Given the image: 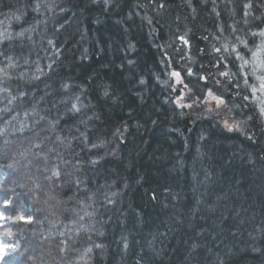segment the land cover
I'll use <instances>...</instances> for the list:
<instances>
[{"label":"trees","instance_id":"obj_1","mask_svg":"<svg viewBox=\"0 0 264 264\" xmlns=\"http://www.w3.org/2000/svg\"><path fill=\"white\" fill-rule=\"evenodd\" d=\"M261 4L0 0V211L38 221L0 227V243L18 246L5 255L18 264H31L30 256L37 264H264V116L250 92L256 65L227 80L219 74L243 64L233 47L252 60L264 40L251 35L264 28V16L253 19ZM218 46L225 70L213 54ZM173 71L202 99L223 92L236 119L252 117L244 131L210 117L185 131ZM188 71L207 81L197 89ZM25 138L43 153L34 163L50 156L46 183L59 203L47 219L20 186L24 170L8 167L10 147Z\"/></svg>","mask_w":264,"mask_h":264},{"label":"snow or ice","instance_id":"obj_2","mask_svg":"<svg viewBox=\"0 0 264 264\" xmlns=\"http://www.w3.org/2000/svg\"><path fill=\"white\" fill-rule=\"evenodd\" d=\"M160 7H164L163 4L160 5ZM245 8L251 10L254 7V4L249 2L244 5ZM261 7H264V4H261ZM253 15L250 11L249 12H244V16H249ZM19 19V17H17ZM249 21L245 20V23H248ZM256 27H260V25H255ZM223 30V29H222ZM251 35L253 37H256L259 35L260 37H264V28H261L260 31L257 33L255 31L251 32ZM181 40H183L184 44H189V41L185 39L184 37H181ZM51 43V41H50ZM241 44H244L245 47H247V41L241 40ZM229 45L225 44L224 45V50H227ZM222 51L221 48H215L216 53H220ZM232 51L236 53L235 59L236 60H243V64L239 65L237 68L236 72H232L231 70L229 71H220V75L225 77L227 80L229 77H236L246 66H250L253 62L255 63L256 67L253 68L252 75L256 76L257 81L259 82L258 85H251L250 86V92L252 95H256L257 93L260 94V96L257 97V101L260 104L259 107V113L260 115L264 116V100H262L260 97L264 96V74L262 75H256L257 70L261 73H264V40L261 41L260 45L256 48L255 51H252V60L245 59L242 55H240V49L233 47ZM232 53H230L231 55ZM219 59V57H217ZM11 66V65H10ZM2 71V70H0ZM42 71V70H41ZM188 76H198V79L196 81H192L191 83L193 84L194 87L198 85L199 80H204L207 81L206 76H199L198 73H194L192 71L187 72ZM244 75V84L246 86L250 85V78L248 77L247 72L243 73ZM171 76L174 77L177 81L178 84H182L185 89H187V93L184 97H181L176 101V104L180 108H188L192 109L194 106H197V103L202 99V94L201 95H193V88H189L188 84L184 83V80L182 78L181 72L179 71H173L171 73ZM143 83V81H142ZM217 83H220V81H217ZM236 87L239 88L240 85L236 84ZM179 95V93H178ZM207 97L208 99L205 100V104L213 103L217 108L224 106L228 103V101L223 97V95H218L216 92L212 90L207 91ZM191 99V103H186L185 101ZM244 100L249 99L248 96L243 97ZM75 111L79 112V108H75ZM251 119V117H250ZM224 126L228 131H243L241 128V124L239 122L231 121V119H224ZM10 167V165H8ZM56 177H59L61 175L60 171L57 170L53 173ZM155 198V197H153ZM5 211L11 209L13 207L12 201L8 198H5L4 201L2 202ZM37 212V210H35ZM9 220H13L12 217L6 216L4 211H0V227H3L4 224H6ZM14 224H23V225H32L35 223H38L36 216L32 213H29L27 216L23 214H18L15 217V220H13ZM6 237H12L13 233L11 231H6L4 233ZM96 248L102 249L103 245L97 244L95 245ZM127 247V245H125ZM10 249L12 253H16L18 251V246L14 244H7V243H0V261L3 262V264H18V261L15 260L11 256H6L5 253L7 250ZM89 251H92V249H89Z\"/></svg>","mask_w":264,"mask_h":264},{"label":"clouds","instance_id":"obj_3","mask_svg":"<svg viewBox=\"0 0 264 264\" xmlns=\"http://www.w3.org/2000/svg\"><path fill=\"white\" fill-rule=\"evenodd\" d=\"M93 2L102 3L104 6H107L109 0H93ZM261 16H264V11H262L260 15L255 16L253 19L260 20ZM165 83L167 82L165 81ZM196 88L199 89L200 86L196 85ZM201 91L203 90L201 89ZM221 94L223 95V92H221ZM100 95L103 98H105L101 102H107L109 93L107 91H103L102 93H100ZM193 95L195 94L193 93ZM112 102L115 103V98H112ZM84 107H85L84 104L81 102L80 108H84ZM197 107L201 109V114H208L210 118L213 120L234 119L233 118L234 109L233 107H230L228 103L224 106L217 108L215 105L209 106L208 104L199 101L197 103ZM67 110L69 112L75 111V109L72 107H68ZM180 115L182 116L183 113H180ZM239 115H243V113H240ZM250 117L251 116H247L245 119H241L236 122H239L241 126H244L246 125L247 120H250ZM24 127H26V125ZM25 144H27L28 146L25 147ZM35 146L36 145L32 143V140L30 138H25L23 141H20L16 145L11 146L9 150L13 153V160L9 165L10 167H13L14 165H18L24 170L22 172V175L24 177V183L21 184L20 186L22 188L27 189V192L31 194L32 199L36 202V204L39 205V207L36 208L37 212L45 213L44 219H47L48 214H52L58 210L56 206L59 203V201H57L55 196L52 195V191H53L52 185L50 183H46V181L50 180V177L45 175L46 172L51 171L50 156L46 157L40 164L34 163V161L38 160L39 157L43 155V153H34L32 151V148ZM54 150L55 149H51V148L47 149L49 153ZM29 156H31L32 159L28 160L27 163L25 164H21V159L27 158ZM29 260L31 261V264H37V260L33 259L31 256L29 257Z\"/></svg>","mask_w":264,"mask_h":264},{"label":"rangeland","instance_id":"obj_4","mask_svg":"<svg viewBox=\"0 0 264 264\" xmlns=\"http://www.w3.org/2000/svg\"><path fill=\"white\" fill-rule=\"evenodd\" d=\"M221 43H223V42H221ZM185 48H187V47H185ZM217 48H220V46H218ZM221 53H223V51L222 52H220V53H216L215 51H213V54L214 55H216V54H219V58L221 59V63L223 62V68H224V70L227 68V65H226V60H225V55H223V54H221ZM172 73V72H171ZM260 75H262V74H260ZM173 79H174V82H175V87H174V90H176V92H178L179 93V95H178V93H177V97H176V101L178 100V99H180L181 97H184L185 95H186V93H187V89H185L184 87H183V85L182 84H178L177 83V81H176V79L173 77ZM255 83H256V85H258V81H257V79H256V81H255ZM258 96H260V94L259 93H257L256 95H252V100L253 101H255V102H257L258 103V109H259V107H260V104H259V102L257 101V97ZM262 100H264V96H261L260 97ZM208 99V97H207V93H206V96H205V98L204 99H202L203 101H201V102H204L205 103V100H207ZM186 103H191L192 101L190 100V99H188V100H186L185 101ZM209 106H213V105H215L214 104V102L213 103H209L208 104ZM182 109V108H181ZM185 111H184V110ZM182 110L184 111V114H185V124H184V129H185V131H187L188 129H190L191 128V126L193 125V123L197 120V119H200V118H209L210 116L208 115V114H201V109L200 108H198L197 106H194L192 109H188V108H183ZM233 120H231V121H239L240 119H236L234 116H233ZM221 121V123H222V126H223V128L224 129H226L225 128V126H224V119L223 120H220ZM241 128L243 129V131H244V129H245V126H241ZM227 130V129H226ZM228 131V130H227ZM243 131H238V132H243ZM229 132H237V131H229Z\"/></svg>","mask_w":264,"mask_h":264}]
</instances>
